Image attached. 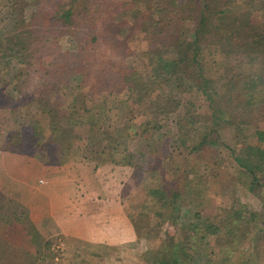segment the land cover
<instances>
[{"label":"rangeland","instance_id":"374dc122","mask_svg":"<svg viewBox=\"0 0 264 264\" xmlns=\"http://www.w3.org/2000/svg\"><path fill=\"white\" fill-rule=\"evenodd\" d=\"M77 1L74 2L75 9L82 13L84 0ZM92 1L95 6L100 5L99 13L104 18L90 31L104 33L105 42L95 44L90 51L88 77L81 81L80 75H73L70 85L66 87L59 84V73L52 66L59 65V46L61 51L78 50L75 34L59 36V4L68 8L71 0H0V42L4 46L9 45L5 38L13 37L12 41H16L17 45L26 41L25 30L41 33L46 42L43 46L27 39L25 49L19 55L12 53L3 56L0 49V90L4 89L0 97L8 94L17 103L15 107L21 109L16 112L11 108H0V161L10 153H20L28 159H35L38 164L59 165L60 155L68 159L60 164L85 162V168L87 163L102 165L106 162L109 156L99 154L101 149L111 153L116 146H128V152L135 151V159L140 167H126L127 171L133 168L129 176L133 178L126 183L125 189L140 197L134 198L139 222L144 224L150 219L152 228H145L142 231L143 239L137 240L135 245L91 247L89 253L75 242L69 244L64 241L62 252L59 251V234L51 230L50 233L54 235L49 238L51 246L43 245L47 240L35 235L37 233L26 204L0 189V264H150L155 256L152 251L155 243L146 236L158 231L160 235L165 234L162 231L169 230L167 219L173 216H177L175 222L180 225L174 235L177 241L191 235L193 230L189 225L203 219L205 229H211L212 224L220 226L230 217L237 218L228 224L232 231L229 232L227 245H224V236L217 234V231L216 234L208 232L203 239L196 240V244L200 245L199 250L188 249L189 245L186 247L194 264H264V186L259 185L248 192L246 186L239 182L241 174L236 161L237 156L246 154L247 145L257 141L255 125L236 118L235 123L230 126L224 123L227 126L217 132L214 130L216 116L206 96L211 92L204 91L200 87L202 79L191 74L197 73L198 69L195 66H181L184 71H178L182 73L180 79L171 78V72L162 73L160 63L170 54L168 50L172 49H168L167 44L181 31L193 27L191 18L169 22L172 17L182 15L177 13L170 18L163 15L161 23L155 28L146 20V13L151 8L148 9L145 0ZM158 1H151L153 11L157 9ZM214 2V7L223 6L239 15L257 13L264 19V0ZM137 13L142 19L136 20ZM76 17L81 16L77 14ZM154 19H160V16L154 14ZM66 29L71 30L72 27ZM52 39L56 45L47 46ZM198 51L199 67L204 77L211 80L208 82L210 88L226 83L227 78L224 77L229 66L234 73L242 71L240 63L236 59H228L221 46L202 43ZM257 63L252 66L255 70L259 69L260 64ZM125 67L133 70L134 74V77L127 75L126 82L118 79V85L111 89L105 87L107 81L93 83V79L111 78L112 73L114 76L118 69L125 70ZM48 81L53 84V91L40 94ZM131 84L133 87H129ZM179 85L187 90L180 91ZM260 88V92L249 90L250 95L254 96H251V101L248 99V107H254L258 112L264 109V83ZM171 95L180 103L174 107L175 102L171 105L168 102L166 107L173 106V110L165 111L160 104L165 103ZM248 97L244 96L241 102ZM225 101L224 107L240 106L237 100L226 98ZM83 112L90 113L89 117L94 120L98 119L103 128L89 131L88 126L80 127L79 138L70 142V154H65V150L59 154V126L69 127L67 116L77 117ZM183 116L186 120L195 119V124L190 126L193 140L189 148L185 147L181 133H178L177 122ZM112 120L118 122L119 128L131 126V129H119L115 133H129L128 137L125 136L126 140H123L124 136L118 140L104 136L106 126L112 125ZM261 120L264 121V118ZM260 125H264V122ZM63 142L67 144V141ZM23 149L27 152H22ZM115 155L118 153L115 152ZM31 169L29 166L24 174L29 177ZM257 177L264 183V171L258 172ZM196 184L201 187L199 203L195 202L193 194ZM167 194L174 205L160 207L162 201L167 200ZM149 196L159 198L161 202L146 203ZM174 206L178 208L173 212ZM200 209L204 215L202 220L197 216ZM233 210H240V216ZM255 210L259 213L256 217L251 215ZM172 212L173 216H168ZM227 214L231 216L228 218ZM41 229L43 233L47 228ZM59 252L65 257L61 261ZM75 253H79V257L75 256L79 260H70Z\"/></svg>","mask_w":264,"mask_h":264},{"label":"trees","instance_id":"16d2710c","mask_svg":"<svg viewBox=\"0 0 264 264\" xmlns=\"http://www.w3.org/2000/svg\"><path fill=\"white\" fill-rule=\"evenodd\" d=\"M140 1L142 2V0ZM151 1L152 0H145V4L148 6V9L151 8V11L146 13V20L149 21L151 24L150 26L157 28L159 23H161L163 15L166 18H170L177 13H180L182 16H174L169 22H173L175 19L177 20L179 18H182L183 20H188V18H191L193 22V27L181 31L182 33L180 32L178 37H174L172 39L173 41L167 44V46H169L167 48L170 49L172 47V49L168 50L170 54L160 63L162 73L165 74L167 72H171L169 73L171 74V78L174 77L175 79H180L182 77V73L178 71H184L181 66H195L198 69L197 73L195 71L191 74L198 75L199 78L202 79L200 81V87L204 89V91H210L212 93H206V96H208L210 99L213 113L216 116L214 130H217V132L222 129L223 126H230V124L235 123L236 118L242 119V121L248 122V124L252 122V124L255 125V136L257 141L246 146L245 155L236 157V161L239 166V173L241 174V177H239V182L246 186V190L248 192L250 190H254V187L256 188L259 185L264 186V183L260 182V179L257 177L258 172L264 171V125H260L262 122H264L261 120L264 118V109H262L261 112H258L254 107H248V104L250 103L248 102V99L251 101V96H254L250 95L251 93H249V90L253 91L254 89L256 92H260L262 88H258L264 83V19H261L260 16H257V13L255 14L248 12L239 15L234 11L227 10L223 6L222 8L214 7L216 4L214 0H187L185 2H179V0H160L158 1L157 9L155 11H153ZM74 2L75 0H71V5L68 8H64L61 4H59V36H62L64 33L75 34V37L78 38V50L76 52L61 51L59 46V65L52 66L54 69H56L57 74L59 73V84L62 83L66 87L70 85L73 75H80L81 81L88 77V68H90L89 61L91 60L90 51L95 44H100L102 41L105 42V36H103L104 33H93L90 31L91 28L96 26L99 20L104 18V16L99 13L100 5L96 4L95 6L92 0H84V2L81 4V13L80 10L75 9L76 5ZM78 2L79 0L77 3ZM133 4H135V2H133ZM94 13L96 16H94ZM77 14L81 17L77 18ZM154 14H157L158 17L160 16V19H154ZM136 17V20L142 19L138 13L136 14ZM68 27H72V29L67 30L66 28ZM33 31L25 30L23 32L26 41H22L20 45H17L16 41H12L13 37L5 38V41L9 42V45L4 46L3 43L0 42V49L3 51V56H6V54L11 55L12 53H14L12 55H19L22 52V49H25L24 43L27 42V39H29L32 43H40L44 46V43H46L43 40L44 37H42L41 33L37 34L33 33ZM42 33H45V31H42ZM50 42L51 44H48L47 46L51 45L53 47L56 45L54 39H52ZM208 42L219 47L221 46L225 56L228 59H236L240 63V68L242 71L235 73L233 72V68L229 66L224 77V79L227 78V81L225 84H222L221 87L216 86L210 88L208 82L211 80L204 77L202 74V69L199 67L200 62L197 59L199 52L198 48L202 43L206 44ZM6 49L7 52L9 50L10 53H6ZM55 52L57 53V51ZM259 53H261V58L263 57L262 59L260 58ZM259 59H261V61H259L260 65L257 63ZM256 63L259 65V69L256 68L255 70V68L252 66ZM111 69L113 72L114 66H112ZM122 71L123 73L121 74ZM40 72L41 71H39V73ZM47 72L49 74L52 73V71ZM124 73L127 74L123 76ZM42 74L45 75V73ZM127 75H129V77H134L133 70L125 67V70L122 68L118 69L114 76L112 73L111 78L102 79L98 77L95 80L93 79V83L96 81L95 83L99 84L103 81H107V85L105 87L111 89L118 85L119 82L116 81L118 79L126 82ZM47 83V86H45L42 91L40 90V94L46 95L48 92L53 91V84L49 81ZM129 87H133V85L131 84ZM179 88L180 91L187 90L182 88L181 85H179ZM3 90L4 89L2 88L0 93L3 92ZM246 95L249 96L247 100L241 102L243 97ZM167 98L169 99L165 103L160 104V106H162L163 110L165 111L173 110V108L171 109L173 106L166 107L168 106V102L170 105L171 103L175 102L174 107H177L180 103V100L174 99L173 95ZM226 98L237 100L241 108L240 106L224 107V105H226ZM33 99L34 97L32 100ZM252 104L253 103L251 102V105ZM16 105L17 103L13 101V99L8 94L1 95L0 108H11L13 111L16 110V112H18L21 109L15 107ZM86 114L88 113L83 112L78 114L77 117L67 116L70 126H59V154L64 150L66 151L65 154H70V149L72 146L70 142L72 143L71 140H76L79 138L78 134L80 127L82 128L84 126H88L89 131H92L96 128H103L98 119L94 120L92 117H89L90 113L88 116H86ZM89 119H91V121ZM112 121H114L112 122V125L110 123V125L106 126L107 130L103 133L105 137L118 140L121 136H129V133H124V135H116L115 133L119 129H125V131L126 129H131V126L126 125L122 128H119L118 122L116 120ZM177 123L179 124L180 132L178 133H181L182 142L186 148H189L191 145L190 141L193 140L191 137L192 132L190 126L191 124H195V119L191 118L186 120L183 116L178 120ZM224 123L227 125H223ZM132 134H136V132H133ZM206 139L207 137L204 138L205 142ZM63 141H67V144H64ZM22 152L27 151L23 149ZM99 154H106L107 157L109 156L106 161H110L111 163L128 162L133 164L135 168L140 166L138 163L134 164V157L136 156V153L132 151H127L125 153L118 152V155H115L113 152H105V150L101 149ZM137 155L140 156L138 152ZM65 158L66 157L59 155V163L68 160ZM200 192L201 187L195 192L196 195L194 194L196 203H199L200 201ZM4 197L5 196H2V198ZM169 198L170 197L168 196L167 200H169ZM169 204L174 205V202L169 201ZM177 208L178 207L174 206L173 212L177 210ZM233 211L237 216H240V210ZM173 212L171 213L172 215L169 214L168 216L172 217L174 214ZM202 212V209L197 212V216L201 217V220L204 217ZM251 215L256 217L259 215V213L255 210ZM230 216V214H227L228 218ZM176 217L177 216H173L169 219L166 217V219L169 221L167 226L169 230L162 231L165 233L162 234L165 241L163 250L160 256L150 262V264H194L193 257L190 251L186 250V247L189 245L190 247L188 246V249L193 248L194 250H199L200 245L196 244V240H198V238L203 239L208 232L209 234H216L217 231V234L224 236V245H227L229 242V232L232 231V229L229 227L230 225L228 224H232V221L237 219L235 217H230V220L223 222L220 226L217 224H212L213 228L211 229H205L203 226L204 224L202 223L204 220L203 219L202 222L189 225V228L193 230V233L191 235H186L185 239H179L177 241L174 235L177 234V230L180 229L177 227L180 225H178V222H175ZM166 232L168 233L166 234Z\"/></svg>","mask_w":264,"mask_h":264},{"label":"crops","instance_id":"0c3cea01","mask_svg":"<svg viewBox=\"0 0 264 264\" xmlns=\"http://www.w3.org/2000/svg\"><path fill=\"white\" fill-rule=\"evenodd\" d=\"M118 151L127 152L128 146H116L111 152ZM84 163L38 164L35 159H28L20 153H10L0 161V189L10 197L22 199L26 204L37 233L35 235L47 240L40 244L51 246L49 238L54 236L50 233L53 230L59 234V251L62 252L65 242H75L89 253L91 247L135 245L137 240L143 239L142 231L152 228L150 219L144 224L139 222V214L136 213L139 211L135 210L138 208L134 200L140 197L125 189L126 183L133 178L129 176L135 167L128 162L110 165L106 163L111 162L106 161L102 165L87 163L84 168ZM29 166L32 169L28 177L24 172H28ZM126 167L133 168L127 171ZM12 172L15 173L12 175ZM193 190L195 194L199 185L196 184ZM146 200V203L152 204L161 202L154 196ZM165 201L160 207H170L169 200ZM43 227L47 229L42 233ZM146 237L155 243L152 262L163 250L164 236L155 232L151 235L148 233ZM78 255L73 254L70 260L78 261ZM62 256L59 252V261L65 258Z\"/></svg>","mask_w":264,"mask_h":264}]
</instances>
